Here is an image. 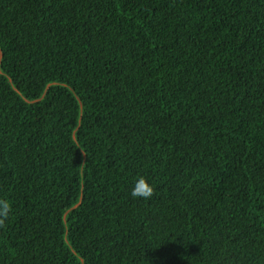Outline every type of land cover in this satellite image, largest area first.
<instances>
[{
    "label": "trees",
    "instance_id": "obj_1",
    "mask_svg": "<svg viewBox=\"0 0 264 264\" xmlns=\"http://www.w3.org/2000/svg\"><path fill=\"white\" fill-rule=\"evenodd\" d=\"M0 199V264H264V0H0Z\"/></svg>",
    "mask_w": 264,
    "mask_h": 264
},
{
    "label": "clouds",
    "instance_id": "obj_2",
    "mask_svg": "<svg viewBox=\"0 0 264 264\" xmlns=\"http://www.w3.org/2000/svg\"><path fill=\"white\" fill-rule=\"evenodd\" d=\"M154 193L155 189L153 185L143 176L138 178L131 190V196L133 198H143L145 200L151 198ZM11 213V202L7 199H0V227L6 226V221L9 219Z\"/></svg>",
    "mask_w": 264,
    "mask_h": 264
}]
</instances>
